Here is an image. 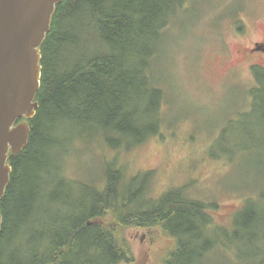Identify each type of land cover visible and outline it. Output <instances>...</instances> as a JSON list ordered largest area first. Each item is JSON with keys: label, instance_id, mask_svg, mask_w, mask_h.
Returning <instances> with one entry per match:
<instances>
[{"label": "trees", "instance_id": "16d2710c", "mask_svg": "<svg viewBox=\"0 0 264 264\" xmlns=\"http://www.w3.org/2000/svg\"><path fill=\"white\" fill-rule=\"evenodd\" d=\"M197 1L64 0L56 7L41 47L39 109L29 121L27 148L11 156V179L0 202V264H132L121 233L148 226H162L177 240L164 264H212L213 255L214 264H264L262 182L251 191L238 188L244 203L223 226L217 206L186 188L158 200L151 193L152 173L125 174V157L166 124V91L153 64L168 30ZM253 75L249 106L264 122V70L254 68ZM93 130L108 151L123 152L106 160L104 177L94 186L81 185L83 195L70 199L64 171L71 148ZM254 143H264V135ZM145 196L146 204L131 210L136 197ZM58 203L65 212L54 213Z\"/></svg>", "mask_w": 264, "mask_h": 264}, {"label": "rangeland", "instance_id": "374dc122", "mask_svg": "<svg viewBox=\"0 0 264 264\" xmlns=\"http://www.w3.org/2000/svg\"><path fill=\"white\" fill-rule=\"evenodd\" d=\"M197 3L188 5V14L168 30L160 60L153 64L160 67L156 81L166 91V124L159 136L123 162L127 179L153 171L154 197L186 188L191 197L216 205L217 221L228 226L231 215L244 203L238 188L251 191L253 183L260 181L264 192V143H254L264 135V122L248 98L256 86L250 66L264 67V52L249 53L264 43V0ZM235 10L238 17L232 18ZM221 127L224 134H219ZM121 152L108 151L96 130L88 132L83 144L71 148L69 175L64 171L70 199L83 195L81 185L92 187L104 177L106 160ZM148 200V196L136 197L131 210ZM59 212L65 211L58 203L54 213ZM121 234L134 254L132 264H164L177 247V240L162 226L131 227ZM40 240L45 242L44 237Z\"/></svg>", "mask_w": 264, "mask_h": 264}, {"label": "water", "instance_id": "95a60500", "mask_svg": "<svg viewBox=\"0 0 264 264\" xmlns=\"http://www.w3.org/2000/svg\"><path fill=\"white\" fill-rule=\"evenodd\" d=\"M64 0H0V201L10 181L8 159L27 147L40 87L42 46ZM2 216L0 213V234Z\"/></svg>", "mask_w": 264, "mask_h": 264}, {"label": "flooded vegetation", "instance_id": "af4514ba", "mask_svg": "<svg viewBox=\"0 0 264 264\" xmlns=\"http://www.w3.org/2000/svg\"><path fill=\"white\" fill-rule=\"evenodd\" d=\"M263 46H264V43H263ZM249 53L250 54H255L256 52L254 53L253 49H250Z\"/></svg>", "mask_w": 264, "mask_h": 264}]
</instances>
